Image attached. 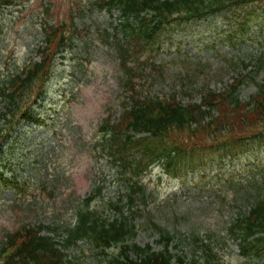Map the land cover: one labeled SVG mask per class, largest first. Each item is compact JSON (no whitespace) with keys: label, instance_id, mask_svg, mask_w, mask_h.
Returning <instances> with one entry per match:
<instances>
[{"label":"trees","instance_id":"16d2710c","mask_svg":"<svg viewBox=\"0 0 264 264\" xmlns=\"http://www.w3.org/2000/svg\"><path fill=\"white\" fill-rule=\"evenodd\" d=\"M85 1V9L76 6L72 19L87 17L93 11L116 19L108 36L119 63L121 91L117 104L104 113L97 125L99 136L94 147L95 158L105 161L121 189L105 196L100 194L98 184L95 188L99 197L95 193L75 195L65 204L70 221L54 209L48 214V223L38 219L6 231L0 239V264H76L78 256L68 257L66 249L79 246V241L95 248V257L103 256L107 264H184L182 256L168 248L175 237L191 253L189 264H220L218 252L230 243L236 244L237 254L245 260L264 263V80L255 75L247 78L245 72H239L221 89L206 88L199 100L185 101L176 89L146 92L136 79L142 76L144 64L155 65V56L140 59L139 54L151 51L161 33L176 25L184 28L189 21L211 14L233 12L254 0ZM18 2L0 0V10ZM253 19L246 15L239 23L242 33ZM64 26L65 22L55 25L46 20L41 24L42 39L34 53L16 71L0 76V156L10 133L20 124H42V115L36 108L43 100L58 54L72 41ZM263 64L262 55L255 71ZM248 79L254 89L243 94ZM184 93L192 95L191 90ZM242 159H255L256 165L245 174L224 175L221 187L226 189L218 195L223 200L220 210L227 213L220 215L218 231L211 227L201 230L191 223L192 219L183 231L167 228L154 213L156 207H162L155 204V194L143 179L152 167L183 180L190 174L193 178L204 174L206 166L215 161H234L232 171H236ZM26 177L0 168V189H13L15 197L26 192L27 199L28 187L33 189L38 183ZM40 187L48 188L50 195L55 191L45 181ZM186 192L190 191L175 193L172 201L181 203ZM207 200L213 206L216 203L211 196ZM23 204L33 212L26 200ZM166 204L171 206L169 200ZM146 227L157 234L162 248L133 240L138 229Z\"/></svg>","mask_w":264,"mask_h":264},{"label":"rangeland","instance_id":"374dc122","mask_svg":"<svg viewBox=\"0 0 264 264\" xmlns=\"http://www.w3.org/2000/svg\"><path fill=\"white\" fill-rule=\"evenodd\" d=\"M84 2L19 0L0 10V76L16 71L34 53L42 39L41 24L46 20L55 25L65 22L63 30L72 38L58 54L43 100L36 108L42 115V124H20L7 139L4 157L0 156V162L4 163L0 168L38 183L33 189L28 187L27 199L26 192L15 197L13 189H0V239L3 233L18 228L23 222L41 219L48 223V214L54 209L70 221L65 204L75 195L85 197L95 193L99 197L95 188L98 184H101L100 194L105 196L121 189L105 161L98 162L95 158L94 147L99 136L97 125L104 113L117 104L121 91L119 63L108 36L116 19L99 11L72 19L71 13L76 6L84 8ZM246 15L254 19L249 26L245 25L242 33L239 23ZM139 55L140 59L155 56V65H158L142 66V76L136 77L142 89L151 94L176 89L179 98L185 101L199 100L206 88L224 87L239 72H245L247 78L255 75L256 79L264 80V64L255 71L258 58L262 55L264 58V0L250 1L233 12H218L189 21L184 28L178 25L169 28L161 33L151 51ZM186 89L192 91L191 96L184 93ZM253 89L254 83L248 79L242 93L248 94ZM242 160L243 163L236 165V171H232L234 161H215L206 166L204 174L199 173L195 178L190 174L183 180L168 177L160 168L152 167L143 179L155 194V204L162 207H156L154 213L167 228L183 231L192 219L191 223H196L201 230L211 227L218 231L220 215L227 213L220 210L223 200L218 195L226 189L221 187L224 175L245 174L256 165L255 159ZM41 181L55 188L52 195L48 188L40 187ZM186 190L190 192H186L184 201H172V195ZM208 196L215 199L217 210L207 200ZM233 196L230 193L229 197ZM25 200L34 213L24 207ZM174 210L182 213L174 215ZM133 240L141 245L147 242L154 249L162 248L163 244L148 227L138 229ZM79 244L66 249L68 257L78 256L76 264H107L103 256L95 257V248L86 242L79 241ZM168 248L182 256L184 264H189L191 253L176 237ZM218 257L220 264H264L261 260H245L231 243L219 250Z\"/></svg>","mask_w":264,"mask_h":264}]
</instances>
